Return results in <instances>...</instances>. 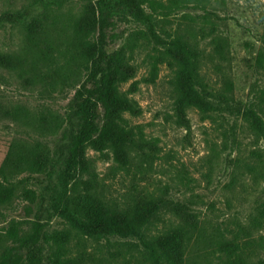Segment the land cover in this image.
Returning <instances> with one entry per match:
<instances>
[{
    "label": "rangeland",
    "instance_id": "rangeland-1",
    "mask_svg": "<svg viewBox=\"0 0 264 264\" xmlns=\"http://www.w3.org/2000/svg\"><path fill=\"white\" fill-rule=\"evenodd\" d=\"M160 1L169 8L156 13L141 0L101 4L105 52L120 51L126 72L117 90L142 111L108 120L98 105L97 132L70 184V205L86 216L116 205L151 213L154 232L176 228L185 214L200 215L205 238L192 245L185 264H224L233 239L248 242L250 264H264V134L227 110L210 118L189 108V125L180 123L175 72L141 12L151 15L161 38L200 47L205 80L218 89L229 81L232 107L244 112L264 96V0ZM99 7L100 0H0V169L14 151L20 159V168L0 174L16 189L0 204V259L11 248L27 264L32 249H18L8 231L16 224L24 236L40 220L48 234L69 233L67 253L81 264H150L137 237L88 236L51 207L79 131L68 106L101 78L93 64L102 58ZM5 109L20 115L7 118ZM153 197L167 205L157 209ZM35 249L42 264H53L46 241Z\"/></svg>",
    "mask_w": 264,
    "mask_h": 264
},
{
    "label": "trees",
    "instance_id": "trees-1",
    "mask_svg": "<svg viewBox=\"0 0 264 264\" xmlns=\"http://www.w3.org/2000/svg\"><path fill=\"white\" fill-rule=\"evenodd\" d=\"M141 1L142 3H147L152 8L153 13L158 12L159 9L169 8V5L160 0ZM101 4L106 6L108 0H100L101 35L98 55L102 56V58L100 57L98 62L95 61L93 63L95 66V77L98 73H101V78L96 88L87 91L88 94L85 98L82 100L75 98L68 106V117L70 120L76 119L78 121L79 131L71 138L66 165L59 176L61 190L57 193L56 199L51 202V207L54 212L88 236H117L125 239L137 237L150 264H185L187 254L192 245L205 238V231L202 226L204 222H201L200 215L191 216L190 214H185L176 228L167 226L163 230L154 232L157 227H155L154 220H151V218H157L153 217L151 213L146 215L143 212L134 210L132 207L123 208L116 205L111 207L109 213L100 216H86L81 208H72L70 205V184L74 181L79 167L84 164L86 147L97 132L96 109L98 105L101 104L103 106L108 120L114 119L122 111L133 115H139L142 111L135 101L120 95L117 90V78L118 76L124 77L126 72L123 69L120 51L109 56L105 52L106 19ZM141 12L152 23L150 33L158 42L163 44L165 62L175 72L176 111L180 123L189 125L187 118V109L189 108L199 109L201 112L209 114L210 118L213 117V112L227 110L233 114H241L238 116L239 118H243L252 129L262 131L264 134V96L257 105L251 102L244 112L233 108L232 102L234 98L230 82H225L226 86L218 89L215 85L205 80L206 56L202 49L178 36L174 37L166 34V39L161 38L155 31L151 15L142 10ZM100 63L104 64V66L100 67ZM84 92L80 89L78 95L84 96ZM3 114L7 118H18L20 110L5 109ZM16 143L12 147L14 150L18 149L20 145V143ZM15 152L12 153V158H8L4 168L0 169V174H4L5 170H17L20 168V159L13 158ZM15 190V185L11 180L0 181V204L10 202L15 195ZM152 202V204L157 206V209L160 204L162 206L167 205L165 202L162 203L163 201H160L157 197H153ZM255 221L259 222L260 219L255 218ZM8 238L18 249H32L27 264H42L41 250L35 249L42 240L46 241L52 250L49 260L53 264H81L79 258L72 257L67 253L69 233L56 231L48 234L40 220H36L33 224V229L24 236H20L19 228L14 224L8 231ZM242 244L246 247L239 244L236 239L232 240L224 264H250L248 258L253 254V251L252 249L248 250V242ZM246 248L247 250L245 251ZM21 263L20 255L13 253L11 248L7 249L0 259V264Z\"/></svg>",
    "mask_w": 264,
    "mask_h": 264
}]
</instances>
